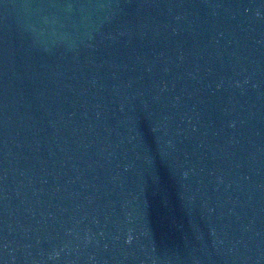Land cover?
<instances>
[{
    "label": "water",
    "instance_id": "water-1",
    "mask_svg": "<svg viewBox=\"0 0 264 264\" xmlns=\"http://www.w3.org/2000/svg\"><path fill=\"white\" fill-rule=\"evenodd\" d=\"M0 264H264V0H0Z\"/></svg>",
    "mask_w": 264,
    "mask_h": 264
}]
</instances>
